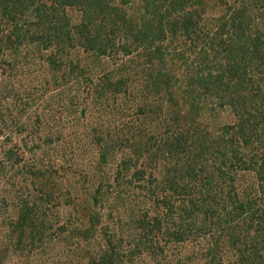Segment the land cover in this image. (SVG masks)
<instances>
[{"label": "trees", "instance_id": "trees-1", "mask_svg": "<svg viewBox=\"0 0 264 264\" xmlns=\"http://www.w3.org/2000/svg\"><path fill=\"white\" fill-rule=\"evenodd\" d=\"M36 65L47 81L39 91ZM17 75L18 112L5 103ZM49 92L65 109L93 112L119 100L124 129L96 121L100 161L119 155L111 186L156 182L146 194L156 213L137 217L128 246L101 183L81 203L66 201L70 245H95L81 264L173 251L183 252L175 264H264V0H0V135L19 126L42 136L29 110ZM13 155L0 148V162ZM54 167L42 159L23 166L29 194L9 226L14 252L50 242L66 198Z\"/></svg>", "mask_w": 264, "mask_h": 264}, {"label": "rangeland", "instance_id": "rangeland-1", "mask_svg": "<svg viewBox=\"0 0 264 264\" xmlns=\"http://www.w3.org/2000/svg\"><path fill=\"white\" fill-rule=\"evenodd\" d=\"M216 13L217 11L211 9L210 6L209 16L216 15ZM37 66H32L31 70L38 81L42 80V82H34L35 90L39 91L40 85L47 83V81H45V72L41 69L37 70ZM1 73L3 72L1 71ZM20 74L23 75L22 71H20ZM4 75H6L5 72ZM21 79L18 75L12 77L10 92L5 97L6 105L10 108L11 106L16 107V112L21 109V104L24 103L19 94V91L24 90V82ZM36 96L37 102L29 111H31L34 123L43 126L44 134L36 137L35 140L22 133L25 128L14 126L7 131V134L0 135V148H3L5 152L11 149L14 153L12 160L3 156L0 162L2 165L0 171L1 264H81L80 261L84 256V252L92 249L95 245L93 243H91V247L86 243L70 245L69 234L62 230L63 225H68L70 228L67 223V216L72 207L69 208L66 201L68 203L73 201L81 203L93 191L92 186L97 187L100 183L103 187L101 192L108 191L106 196H113L112 198H114L112 209L115 219L113 222L111 221V225L122 234L123 245L128 246V240L130 243L135 242L137 240L135 235L139 231V224L136 222L137 217L146 212H149L150 215L156 213L150 203V198L146 195L152 196V187L156 185V182L153 181V185L151 182L145 183L146 188L139 186L140 184H136V186H133L134 184L127 185L126 182L122 181V187L120 188L111 186L119 155L115 156L116 158L111 156L106 161L102 159L100 161L96 130L101 131V129L96 127V121H107L109 127L115 126V129L118 130L122 126L118 116V114H121V107H118L119 100L114 101L111 99L109 107L105 109L98 108L92 112L84 108L81 110H76L75 107L73 109L60 108L61 101L54 92H49L46 98H40L41 95ZM128 98L124 99V103H127ZM121 102L123 101L121 100ZM131 117L134 121L138 120L140 117L139 111L132 110ZM152 117L149 121L155 119V116L152 115ZM220 119L225 120L223 116ZM152 125L153 123H150L148 129ZM122 129L124 127L118 131ZM35 159H42L46 162L51 161L55 164L54 170L56 171L58 185L61 193H64L66 198H62L61 205L54 209L55 213L56 211L59 213V222H56L54 228L48 231L51 234L50 242L42 248L20 254L14 252L9 245L8 230L10 223L16 216L20 201L29 194L25 187L27 181L23 166L25 162L32 163ZM108 185L110 188H108ZM108 203L105 204L107 209L110 206ZM49 207L52 209L53 206ZM88 212L82 210L80 217L83 223L87 220ZM205 234H207L206 231H201L192 238L198 243ZM127 235L129 238H127ZM99 237L100 239L103 238L104 234L101 232ZM197 248L195 246V249ZM180 253L183 252L173 251L168 254L169 256L167 255L163 259L157 258L156 260H153L151 256L145 257V255L144 258H141L142 256L136 253L132 264H175V259L180 256ZM196 259V253H194L190 261L196 262ZM84 264L93 263L86 260Z\"/></svg>", "mask_w": 264, "mask_h": 264}]
</instances>
